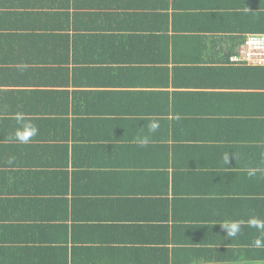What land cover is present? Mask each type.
I'll return each instance as SVG.
<instances>
[{"label":"crops","instance_id":"obj_1","mask_svg":"<svg viewBox=\"0 0 264 264\" xmlns=\"http://www.w3.org/2000/svg\"><path fill=\"white\" fill-rule=\"evenodd\" d=\"M251 33L264 0H0V264H264V65L207 69Z\"/></svg>","mask_w":264,"mask_h":264},{"label":"clouds","instance_id":"obj_2","mask_svg":"<svg viewBox=\"0 0 264 264\" xmlns=\"http://www.w3.org/2000/svg\"><path fill=\"white\" fill-rule=\"evenodd\" d=\"M13 119L16 121V127L13 132L14 139L21 143L27 144L32 137L37 135L38 128L30 120L26 119L24 113H14ZM158 127L159 125L153 122L149 125V131L155 132ZM147 143V137H144L141 141V146H144ZM243 223L244 222L240 220H228L220 223V226L224 230L227 238H235L241 233ZM247 223L249 227L257 229L262 234V236L255 239V246L257 248L264 247V220H260L253 216L248 219Z\"/></svg>","mask_w":264,"mask_h":264},{"label":"built area","instance_id":"obj_3","mask_svg":"<svg viewBox=\"0 0 264 264\" xmlns=\"http://www.w3.org/2000/svg\"><path fill=\"white\" fill-rule=\"evenodd\" d=\"M231 62L264 65V34H248L238 53L230 56Z\"/></svg>","mask_w":264,"mask_h":264},{"label":"trees","instance_id":"obj_4","mask_svg":"<svg viewBox=\"0 0 264 264\" xmlns=\"http://www.w3.org/2000/svg\"><path fill=\"white\" fill-rule=\"evenodd\" d=\"M230 55H228L227 57L228 58H230L229 57ZM229 60V61H228ZM227 62H228V64L226 65V66H229V67H221V68H214V67H208L207 69L209 70V71H215V70H222L223 72H226V71H229L228 73H231L232 75H237L240 71H244V70H248L247 68H244V67H238V68H235V67H231L230 65H231V61H230V59H227ZM235 63V62H234ZM243 63V62H242ZM232 70H234L235 72H232ZM228 73H225V75H227ZM230 75V74H229ZM231 100V99H230ZM228 101V100H227ZM232 101V100H231ZM229 102V101H228ZM227 113L228 112H224V111H222V112H220L218 115H227ZM217 116V115H216ZM215 116V117H216ZM214 117V118H215ZM92 251L91 250H88L87 249V254H86V256L88 255V254H90ZM134 260H131V259H129V260H124V262H122V263H104V264H192V263H186V262H176V260H173V259H169L168 257L167 258H164V257H160L159 259H158V257H156V258H154V260H152L151 262H147V263H134L133 262ZM85 262H88V260H87V258H86V260H85ZM95 264V263H94ZM99 264V263H98Z\"/></svg>","mask_w":264,"mask_h":264}]
</instances>
